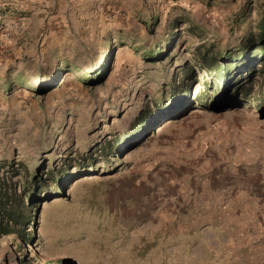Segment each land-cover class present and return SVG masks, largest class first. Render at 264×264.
<instances>
[{
  "label": "rangeland",
  "instance_id": "rangeland-1",
  "mask_svg": "<svg viewBox=\"0 0 264 264\" xmlns=\"http://www.w3.org/2000/svg\"><path fill=\"white\" fill-rule=\"evenodd\" d=\"M84 5L0 52V182L26 206L0 264H264V62H202L240 55L264 0Z\"/></svg>",
  "mask_w": 264,
  "mask_h": 264
},
{
  "label": "crops",
  "instance_id": "crops-1",
  "mask_svg": "<svg viewBox=\"0 0 264 264\" xmlns=\"http://www.w3.org/2000/svg\"><path fill=\"white\" fill-rule=\"evenodd\" d=\"M85 1L0 0V52L19 49L24 41L28 42L30 28L38 24H54L71 12L79 15L78 10L86 6Z\"/></svg>",
  "mask_w": 264,
  "mask_h": 264
},
{
  "label": "trees",
  "instance_id": "trees-1",
  "mask_svg": "<svg viewBox=\"0 0 264 264\" xmlns=\"http://www.w3.org/2000/svg\"><path fill=\"white\" fill-rule=\"evenodd\" d=\"M238 52L241 54L232 56L235 50H231L233 54L228 53L218 59L213 56L209 58V55H206L205 52L202 56V62L206 65V69L215 66L216 72H219V76L224 81L229 80L226 75L240 74L242 70H251V65L255 62H264V21L257 36H249V38L242 41ZM149 54L152 56L151 53ZM36 180L37 177H35ZM21 197L23 198V196H19L15 189L12 190L7 184L0 182V237L14 234L13 227H18L25 222L26 206L24 198Z\"/></svg>",
  "mask_w": 264,
  "mask_h": 264
}]
</instances>
